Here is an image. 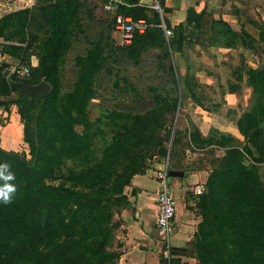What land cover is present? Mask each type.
Returning a JSON list of instances; mask_svg holds the SVG:
<instances>
[{"label": "trees", "instance_id": "16d2710c", "mask_svg": "<svg viewBox=\"0 0 264 264\" xmlns=\"http://www.w3.org/2000/svg\"><path fill=\"white\" fill-rule=\"evenodd\" d=\"M121 2L117 13L143 19L148 26L134 33L128 47L114 48L134 63L147 49L160 48L170 87H163V93L152 89L151 105L141 111L111 108L93 120L88 106L95 98V79L108 64L112 41L100 34L83 54L74 55L70 89H63L61 75L72 41L83 33L81 0H33L31 6L0 17V38L17 43L2 51L30 66V78L21 79L6 77L0 64V97L15 95L9 104L16 107L27 150L18 153L0 146V164H10L17 185L11 203L0 201V264H117L113 241L120 221L115 215L129 204L125 188L155 158L186 171L188 167L174 162L182 139L189 151L221 154L209 162L204 191L194 198L192 210L200 220L193 239L184 247L169 248L159 263L190 264L182 258H192L195 264H264V59L255 68L240 65L233 70L240 81L244 69L251 91L249 107L236 120L241 139L224 133L203 137L182 111L187 98L200 106L204 99L196 92L199 84L184 46L191 47L208 31V46L242 45L260 54L264 23L257 25L256 40L192 7L183 22L170 26L162 0H156L161 14L139 0ZM162 24L171 36H165ZM174 53L183 55V73ZM34 54L36 63L30 65ZM41 81L51 87L43 98L21 91L23 85ZM235 88L228 82L229 91ZM180 116L186 122L182 129L175 125Z\"/></svg>", "mask_w": 264, "mask_h": 264}, {"label": "crops", "instance_id": "0c3cea01", "mask_svg": "<svg viewBox=\"0 0 264 264\" xmlns=\"http://www.w3.org/2000/svg\"><path fill=\"white\" fill-rule=\"evenodd\" d=\"M154 2L155 0H139L138 4L153 8ZM162 4L166 10L163 11V16L170 26L183 22L189 7L196 12H205L207 18H221L233 30H244L256 40L257 25L264 23V0H162ZM205 33L198 36L191 47L183 48V54L194 65L192 71L199 84L196 92L202 93L203 106L187 98L182 111L188 115L203 137L224 133L241 139L236 120L240 113L249 107L251 91L245 81L244 69L241 70L240 81L233 77V70L240 65L257 67L258 56L242 45L233 48L208 46V34ZM250 56L255 60H250ZM180 58L183 59V55L173 54L174 62H179ZM177 65L181 68L178 63ZM183 68L179 70L180 73L184 72L185 66ZM228 82L236 85V88L229 91ZM16 116L20 125L18 114ZM178 120L186 126L184 118L180 116ZM18 132L16 128L7 130L3 138L6 139V144L3 145H7V148L0 145L1 148L14 151V145L21 141ZM186 152L183 164L190 168L189 171H183L182 177L168 178V185L176 200L175 227L168 241L164 240L155 226L157 182L154 178L155 168L152 167L154 161L143 174H136L131 178L129 186L124 190L129 204L116 216L120 221L113 244V249L119 252L117 264H160V256L166 257L169 248L184 247L193 239L200 218L192 210L195 201L190 196H193L192 190L195 186L204 184L210 165L198 158L203 155L201 151ZM177 160L179 164V159ZM132 190L134 193H131ZM185 259L182 258L187 261Z\"/></svg>", "mask_w": 264, "mask_h": 264}, {"label": "rangeland", "instance_id": "374dc122", "mask_svg": "<svg viewBox=\"0 0 264 264\" xmlns=\"http://www.w3.org/2000/svg\"><path fill=\"white\" fill-rule=\"evenodd\" d=\"M12 1L13 0H0V3L4 4L7 9V5L12 4ZM81 2L83 4L81 11L83 33H78L74 38L70 49L66 53L64 62L61 65L63 89H70L75 78L74 55L83 54L89 45V41L101 34L104 39L112 41L111 47L113 49L110 50L107 66L98 73L95 79V98L90 101L88 106L89 118L93 120L100 112L111 108H127L132 111H141L149 107L152 102V89L163 93V87L167 89L170 87L169 74L163 70V58L160 57L162 50L157 47L149 48L140 55L138 62L134 63L122 53L121 49L114 48V41L117 38V34L113 27H111L112 15L102 9L104 0H81ZM18 4L22 5L23 3L21 2ZM252 51L257 54L258 65H260L264 59L263 50H259L261 55L255 50ZM249 58L252 61L255 60L253 57L251 59V56ZM181 59L182 58L178 59L179 62H175L177 67V63L181 66V68L178 67L179 70H183L185 66L184 59ZM35 63L36 56L34 54L30 58V65H35ZM189 64L193 68L194 65L190 61ZM19 78L29 79L30 75ZM14 97L15 95L0 97V102L5 104L4 106H0V145L3 148H7V145H3V143L6 144V139H3L4 134L7 133V130H11V128L15 130L16 128L19 131L18 134L20 135L21 141L19 144L16 143L14 145V152H25L27 154V150H24L25 147L22 140V125L21 123L19 125L16 119V107L13 104H9ZM5 106H8L7 110L4 109ZM183 113L186 114L184 111ZM175 125L181 129L184 127L183 122L180 120H178V122L176 121ZM16 133L17 131L15 134ZM13 140L15 141V139ZM185 146L184 139L177 144L176 164L186 168L183 164V158L185 154H187L186 151L189 150L186 149ZM200 153L203 155L201 157L196 155V158L203 159L205 163H209L214 160L216 156L221 154L220 151L210 152L206 150ZM26 158H29V156L26 155ZM177 159H179L180 165ZM154 160L155 164H153L152 167L155 169L160 168L163 163V158H155ZM193 165L195 164L193 163ZM261 168V175H263L264 166ZM186 171H189L188 168ZM191 197L195 201L196 197L194 195H191L190 198ZM116 216L117 215H115V218ZM185 260L190 264H195V260L192 258H186Z\"/></svg>", "mask_w": 264, "mask_h": 264}, {"label": "built area", "instance_id": "2783aa9c", "mask_svg": "<svg viewBox=\"0 0 264 264\" xmlns=\"http://www.w3.org/2000/svg\"><path fill=\"white\" fill-rule=\"evenodd\" d=\"M23 3L19 5L18 3ZM33 3V0H13L12 4L6 6L0 3V17L12 10L19 9L21 7H29ZM118 4H122L121 0H106L102 6V9L112 15V27L117 34V38L114 41V45L119 48L128 47L131 44L134 33H142L148 24L143 19L133 20L130 16H123L116 12ZM153 8L161 14V8L157 4L156 0L153 4ZM164 34L166 37L172 35V31L167 29L162 24ZM7 44H17L14 42H8L0 38V64H4L3 72L5 76L16 75L17 77H23L30 74V66L21 60L11 57L2 51L3 46ZM167 163L164 162L160 168L154 169V178L157 182L156 194V219L155 226L163 235L164 240L168 241L170 234L175 227V209L176 200L168 185L167 175ZM204 191V184L195 186L192 190L194 196L200 195ZM168 255V254H167Z\"/></svg>", "mask_w": 264, "mask_h": 264}, {"label": "clouds", "instance_id": "9594fccd", "mask_svg": "<svg viewBox=\"0 0 264 264\" xmlns=\"http://www.w3.org/2000/svg\"><path fill=\"white\" fill-rule=\"evenodd\" d=\"M15 173L11 171V166L8 162L0 164V201L5 204L12 202L13 195L17 192V185L14 183Z\"/></svg>", "mask_w": 264, "mask_h": 264}, {"label": "water", "instance_id": "95a60500", "mask_svg": "<svg viewBox=\"0 0 264 264\" xmlns=\"http://www.w3.org/2000/svg\"><path fill=\"white\" fill-rule=\"evenodd\" d=\"M50 88L51 87L47 82L41 81L36 84H25L22 86L21 91L28 95H34L39 98H43L49 92ZM167 175L169 177H174V178L182 177L183 171L172 169V168H167Z\"/></svg>", "mask_w": 264, "mask_h": 264}]
</instances>
